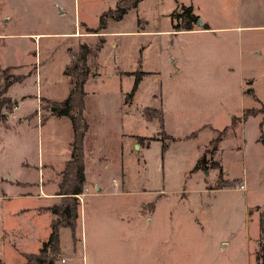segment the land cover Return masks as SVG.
Segmentation results:
<instances>
[{
    "label": "rangeland",
    "instance_id": "1",
    "mask_svg": "<svg viewBox=\"0 0 264 264\" xmlns=\"http://www.w3.org/2000/svg\"><path fill=\"white\" fill-rule=\"evenodd\" d=\"M132 1L0 0V259L22 264L48 237L52 215L29 217L23 207L36 201L28 198L55 183L53 199H62L55 194L72 123L45 121L52 99L62 101L72 87L69 54L78 53L83 33L108 39L98 52L97 88L105 93L85 102L86 181L127 179L132 185L120 188L128 191L144 184L140 194L151 201L162 185L169 193L126 255L264 264V0H140L119 14L117 6ZM186 5L201 22L173 30L172 13ZM114 37L121 54L112 50ZM120 69H129L122 78ZM102 224L93 229L99 242L128 237L124 227L106 233ZM146 233L154 242L142 249ZM60 241L67 251L66 232Z\"/></svg>",
    "mask_w": 264,
    "mask_h": 264
},
{
    "label": "crops",
    "instance_id": "2",
    "mask_svg": "<svg viewBox=\"0 0 264 264\" xmlns=\"http://www.w3.org/2000/svg\"><path fill=\"white\" fill-rule=\"evenodd\" d=\"M101 29H102L101 27H98V29H93L92 31H88V32L93 33ZM82 35H84V37L81 38L82 39L81 43L86 44L90 49V52L88 53L89 54L88 60H87L89 70H90V76L88 77L87 81L84 84L85 86L84 89L86 91L84 101L86 102V98H88L89 96L97 95L98 97L102 95L103 93H105L102 91H105L106 88H103V89L97 88L98 80L102 75V73L100 72L101 70H99L100 63L98 62V56H99L98 52L104 48V46L108 42V39L105 37V40L100 41V39L97 36L85 35L83 33ZM94 38H95L94 42H91V40ZM78 42H79V39L75 45H78ZM111 44H112V50L116 52L117 54H121L120 53L122 50L121 40L114 37L111 41ZM69 55H70L69 59L71 60L72 55L71 54ZM129 69L117 70L116 72H117L118 77L122 78L121 73L126 72ZM92 75H94V78L95 76L97 77L95 81H91ZM133 87L134 86H132V88ZM138 87L139 85L137 86V88ZM52 100L58 101L54 99ZM133 102L134 101L131 99L130 103L133 104ZM52 109L53 108L51 107V110ZM85 115L88 119V124L90 125V121H89L90 116L88 117V107L87 106L85 108ZM65 118L71 122V119L69 117H66V116L58 117L52 111L51 115L47 118L45 122L49 121V119H55L59 121V120H65ZM87 132L88 133L86 135L84 144L87 143L88 138L90 137L89 129ZM169 146L170 145H168L167 148ZM120 147L121 148L119 152H122V148H123L122 145H120ZM123 153H125V151H123ZM70 158H71V154H70ZM84 164L85 166L87 165L85 158H84ZM87 169H88V166H86L85 170ZM126 180L127 179L122 181L121 179L113 178L112 180H108V181L105 180L103 182L102 181L96 182L94 184L87 182L85 180V182H87L88 184V186L86 187L88 191L85 192L84 194L80 193L83 195L82 197L80 196V194H77V197L79 199V205L77 206V211L79 213V216L76 220V226H77L76 227V242L77 243L74 244L73 242V232H72L71 227L61 226L60 233H59V240H61L62 234L66 232V234H68L69 236L70 244H69V248L67 251H65L64 249L62 250V246H61L60 254L61 253L62 255L66 254L67 259L60 260L59 262L55 264H175V260L172 258L173 254L171 255L164 254L160 257L159 256L153 257V255L150 256L149 254H147L145 258H141V257L139 258V256H133V253H131L130 255H126L125 251L128 248H130L132 244H135L136 239L139 236V230H145L146 227L148 229V227H152L154 225L152 223V221H154V218L151 216L154 213V210H155V207L158 201H160L162 198L165 199L167 196H169V193L163 191L164 185H162V187L155 190L156 192L154 193H157V195L152 201L149 199H145V198H148L147 197L148 194H145L146 195L145 198H143L144 194H140L145 191H148V190L143 191L142 186L144 184H142L141 187L139 188H134V189L131 188V190L128 191V189H126L125 187H127L131 183L128 180L127 181ZM85 182H84V185L86 184ZM54 184L55 183H51L48 186H45V187L42 186L43 193L41 195H38L36 198H33V197L28 198V199H34L36 202L32 204L30 203L29 206L26 205L23 207L24 212H27L29 217H31L34 220H36V216H40L38 211L50 212L52 216H48L49 217V221H48L49 230H48V235H47L48 237L52 230L50 220L54 215L58 217V214L52 211V207L55 205H60L61 203H64L66 201L64 200V195L58 193V190H59L58 188L55 195H59L62 199H60L61 203L54 204L55 202H60L56 199H53L54 194H52L53 192H51V187L54 186ZM121 186H125V187L122 188L121 190L120 188ZM26 197H29V196H26ZM148 202L152 203V207L146 206ZM83 205L85 206L84 207L85 211L82 213L81 206ZM87 207L90 208L91 210L90 212L86 210ZM193 218L195 219L197 223L198 221L200 222L198 217H197L198 219L196 217H193ZM90 222H91V225H90L91 229L89 228ZM103 222L104 224H102ZM99 224H102L104 226L105 228L104 232L106 233L107 232H114V233L117 232L116 226L124 227L125 230L127 231L128 237L125 238L123 235H121L122 234L121 232L119 236V240H121V242L113 241L110 238H105V241H108L109 244H104L103 242H99L98 240H99L100 233H98L97 231L93 232L94 227L99 226ZM106 233L104 234L106 235ZM148 237H151V235H149L148 233H146L143 236L144 238L143 247L140 246L142 247V249L143 248L147 249L148 245L151 242H154L153 238L149 239ZM162 241L164 242V239Z\"/></svg>",
    "mask_w": 264,
    "mask_h": 264
},
{
    "label": "trees",
    "instance_id": "3",
    "mask_svg": "<svg viewBox=\"0 0 264 264\" xmlns=\"http://www.w3.org/2000/svg\"><path fill=\"white\" fill-rule=\"evenodd\" d=\"M140 0H133L130 5L120 7L117 6L119 14L123 16L127 9L137 7ZM130 7V8H131ZM116 15L121 17V15ZM172 18L176 23L173 25V30L187 31L196 29L199 16L195 13L193 5H186L180 11H174ZM104 27V26H103ZM202 28H210L205 23ZM90 49L86 44H81L80 50L77 54H71V60L67 66L71 74V89L68 95L62 101H52L53 113L58 117H69L72 123L73 139L71 141V158L66 161V168L63 171V182L59 185L58 193L64 195V203L52 207V211L58 214L51 223V233L49 237L43 241L40 250L35 253H28L25 255L26 261L22 264H55L57 255L61 252V243L59 242V233L61 226H70L73 232V241L76 239V220L79 216L77 206L79 199L77 194L82 193L85 182V164H84V141L88 131V119L85 115V101L86 95L85 82L90 76L88 66V56ZM68 73V72H66ZM137 82L135 83L132 91L137 89ZM203 156L197 163L203 161ZM206 169V166H203ZM0 264H5L0 259Z\"/></svg>",
    "mask_w": 264,
    "mask_h": 264
},
{
    "label": "water",
    "instance_id": "4",
    "mask_svg": "<svg viewBox=\"0 0 264 264\" xmlns=\"http://www.w3.org/2000/svg\"><path fill=\"white\" fill-rule=\"evenodd\" d=\"M198 21H199V23L201 22V20H199V19H198Z\"/></svg>",
    "mask_w": 264,
    "mask_h": 264
}]
</instances>
